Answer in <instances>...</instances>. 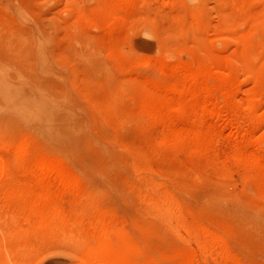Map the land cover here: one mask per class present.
<instances>
[{"label": "rangeland", "instance_id": "obj_1", "mask_svg": "<svg viewBox=\"0 0 264 264\" xmlns=\"http://www.w3.org/2000/svg\"><path fill=\"white\" fill-rule=\"evenodd\" d=\"M94 250L264 264V0H0V264Z\"/></svg>", "mask_w": 264, "mask_h": 264}, {"label": "bare ground", "instance_id": "obj_2", "mask_svg": "<svg viewBox=\"0 0 264 264\" xmlns=\"http://www.w3.org/2000/svg\"><path fill=\"white\" fill-rule=\"evenodd\" d=\"M50 167V166H49ZM39 169V168H38ZM45 170V169H44ZM46 172L44 173V171H42V169L40 170V172H39V174H38V180H40L41 178H43V176H44V178H48V176L50 177V178H48V180H51V182H55L56 184L59 182V183H61V184H65L66 183V181L62 178V176H60L59 175V173L57 174V172L55 171V170H53L52 169V167H51V169H47V170H45ZM48 174V176H46ZM37 181V180H36ZM54 183V184H55ZM58 183V184H59ZM50 186H51V184L52 183H48ZM47 184V185H48ZM67 184V183H66ZM44 188V187H43ZM39 190V189H38ZM43 197V196H42ZM47 198V197H46ZM38 200H40V199H38ZM42 200H45V199H43L42 198ZM33 201H34V199H33ZM37 202V201H36ZM42 202V201H41ZM44 202V201H43ZM166 215H168V213L166 214ZM96 244V243H95ZM92 247V246H91ZM106 248V247H105ZM89 249V248H88ZM94 249V248H93ZM89 252V251H88ZM90 258H91V260H92V263L93 264H108V263H104L102 260V257L100 256V253H99V251L98 250H94V251H92L90 254ZM88 255V256H89ZM101 257V258H100ZM101 259V260H100Z\"/></svg>", "mask_w": 264, "mask_h": 264}]
</instances>
